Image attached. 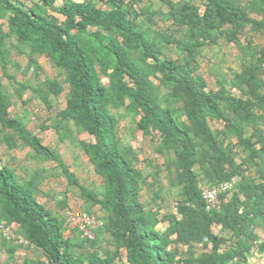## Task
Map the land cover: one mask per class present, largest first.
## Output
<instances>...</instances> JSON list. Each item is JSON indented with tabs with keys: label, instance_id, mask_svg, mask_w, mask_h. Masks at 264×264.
<instances>
[{
	"label": "trees",
	"instance_id": "1",
	"mask_svg": "<svg viewBox=\"0 0 264 264\" xmlns=\"http://www.w3.org/2000/svg\"><path fill=\"white\" fill-rule=\"evenodd\" d=\"M40 1L65 17V22L59 24L12 0H0V20L5 14H12L10 31L22 43L33 46L32 63L36 54H46L66 73L70 92L68 107L60 118L73 120L82 132L94 136L96 142L85 146L84 151L96 174L103 178V191L95 195L82 188L39 138L7 118L10 103L1 76L0 124L19 131L38 155L59 162L70 184L108 211L109 233L116 249L103 250L100 255L90 251V247L74 245L64 237L59 220L33 196L31 188L36 184H19L7 167H0V223L18 225L24 234L18 230L17 235L41 251L47 264H113L122 248L128 264H182L177 259L179 252L171 247L193 240L211 244L212 249L184 264H247L259 238L257 228L264 222V92L260 90V72L264 68L259 66L264 63V48L247 42L252 63L243 65L234 79L239 97L229 93L224 84L219 91H207L205 80L193 74V65L199 48L221 38L240 44L238 35L264 36V0H249L246 4L241 0H203L204 10L186 0L171 3L166 14H162L169 21L168 32L154 33L163 42L148 35L136 21L139 11L135 5L140 0H109L111 10L88 2L57 9V0ZM153 18L148 16L151 23ZM89 27L96 31H89ZM3 39L0 36L2 72L11 79L8 58L1 48ZM163 43L174 46L182 57L166 55ZM19 52L23 53V49ZM98 69L111 71L109 86L102 83ZM155 75L160 76L159 85L151 79ZM126 78L132 86L124 83ZM53 84L45 82L48 87ZM54 86L51 90L58 95L61 87L56 83ZM162 88L168 90L167 95L161 94ZM126 99L141 115L138 129L145 135L154 129L163 138V150L174 153L178 182L184 187L186 201L178 206L181 219L162 218L169 222L164 233L156 229L162 220L141 212L139 173L116 138L117 120L109 107H117ZM178 105L190 124L186 129L177 122ZM214 120L223 122L221 129H212ZM238 150L245 155L241 163L236 161ZM248 164L257 167L258 179L240 183L237 191L222 201L219 211L208 210L197 183L196 166L217 184L234 177L245 179L242 171ZM213 225L232 233L231 249L220 252L230 238L215 235ZM172 237H176L175 242ZM85 239L90 246L92 239ZM260 252H264V245Z\"/></svg>",
	"mask_w": 264,
	"mask_h": 264
},
{
	"label": "rangeland",
	"instance_id": "2",
	"mask_svg": "<svg viewBox=\"0 0 264 264\" xmlns=\"http://www.w3.org/2000/svg\"><path fill=\"white\" fill-rule=\"evenodd\" d=\"M26 9L36 11L45 18H54L59 24L65 22V17L53 12L40 0H12ZM193 4L201 5L203 0H186ZM246 4L249 0H241ZM92 3L102 10H111L113 7L109 0H57L54 7L63 8L67 4ZM126 2V1H125ZM182 3L181 0H140L135 5V10L139 11L136 17L140 28L148 35L154 36L155 32L167 31L169 21L162 14H166L170 4ZM148 16H152L154 23H151ZM12 14L7 13L0 20V36L4 37L1 46L8 58V79L3 75L0 57V76L6 92L10 107L7 112L9 120H16L25 129L39 138L43 146L49 148L54 156L62 162L64 167L75 176L78 184L86 191L99 195L104 189L103 178L96 174L90 157L86 155L84 148L88 144H94L95 138L88 132H82L73 120H61L60 114L67 109L70 87L67 83V75L58 69L51 58L46 54H36L35 62L30 61L32 45L22 43V40L14 32L10 31L9 18ZM89 31L95 32L92 27ZM249 29L246 31L248 32ZM168 32V31H167ZM76 34V31L72 32ZM238 35L240 44L229 43L226 38H221L217 43H209L199 48L195 53L193 74L201 76L206 84L207 91H219L221 85L227 88L233 96H241L238 89L234 86L236 74L241 73L243 65L251 64L252 59L247 54L246 44L251 41L254 46L264 48V36ZM155 37V36H154ZM158 40L163 39L156 36ZM250 39V40H249ZM165 54L179 59L182 57L180 51L175 50L174 46L165 43ZM23 49V53L19 49ZM263 66L264 63L259 64ZM101 81L105 86H109L111 71L98 69ZM263 85L260 90L264 92V71L260 72ZM151 79L157 85L160 83V76H152ZM53 82V86H46L45 82ZM55 83L61 87L58 95H55L51 88H55ZM124 83L131 85L129 78ZM162 95H167L168 90L162 88ZM111 114L117 120L116 138L121 149L134 163L139 173L138 188L139 201L142 206L141 212L150 214L152 217L162 220V218L176 217L181 219L178 213V206L186 201L184 187L178 182V168L175 163L173 152L163 150V138L154 129L145 135L137 127L141 115L135 113L131 107V101L125 100L117 107H109ZM180 105L176 106L177 122L189 127L187 116L181 115ZM222 121H211L212 129H221ZM236 161L241 163L245 155L238 150ZM0 167L11 169L17 181L21 185L29 182L36 184L31 188L35 199L42 204L46 210L62 224V232L65 238L71 240L74 245L90 247V251H97L103 255L102 251H114L116 244L109 233L108 211L99 205H95L88 200L80 189L70 184L64 168L56 160L47 159L45 156L38 155L33 149L30 141L22 139L19 131L12 127L3 128L0 124ZM207 167V166H205ZM197 183L201 191H204L216 182L211 181L210 176L200 166H196ZM244 178L239 177L240 183L245 180H257L259 177L258 169L255 165L248 164L243 167ZM243 180V181H242ZM247 183V182H245ZM220 196V206L222 201H226L236 191ZM87 213L96 220H99L102 227L92 229L94 236L91 242L96 243L93 247L87 241L76 226L75 220L68 218V212ZM72 220V222H71ZM4 222H1L3 224ZM169 227L168 221L160 222L156 229L159 233H164ZM138 229V227H135ZM17 235L18 225H11ZM212 231L215 235H222L230 240L222 246L220 252L231 249L234 238L231 232H225L221 226L213 225ZM258 240L253 249V256L249 258L247 264H264V252L260 248L264 245V222L257 228ZM174 242L176 237H172ZM179 252L178 260L185 262L193 258H198L202 253H208L212 245L207 246L193 240L191 243L174 244L171 247ZM79 253L80 250L76 249ZM105 257H107L105 255ZM182 262V264H184ZM0 264H47L46 258L32 244L25 245L18 243L14 238L8 239L0 231ZM113 264H128L126 251L120 250L119 257Z\"/></svg>",
	"mask_w": 264,
	"mask_h": 264
},
{
	"label": "built area",
	"instance_id": "3",
	"mask_svg": "<svg viewBox=\"0 0 264 264\" xmlns=\"http://www.w3.org/2000/svg\"><path fill=\"white\" fill-rule=\"evenodd\" d=\"M238 183H239V178L234 177L228 181L218 182L217 184L211 186L210 188L202 191L201 192L202 199L205 202L208 210L219 211L221 207L219 202L220 196L226 195L234 191ZM73 213L74 212L69 211L67 215L68 218L77 221L76 226L79 228V231L81 232V234H83L84 238L92 239L94 236L92 229H95L97 227H102L101 222L99 220H96L87 213H76V214ZM10 227L11 226H6L5 223L3 224L0 223L1 233L8 239L14 238L18 241V243L29 245V242L25 240L22 236L15 235L13 230H10Z\"/></svg>",
	"mask_w": 264,
	"mask_h": 264
},
{
	"label": "crops",
	"instance_id": "4",
	"mask_svg": "<svg viewBox=\"0 0 264 264\" xmlns=\"http://www.w3.org/2000/svg\"><path fill=\"white\" fill-rule=\"evenodd\" d=\"M72 211V210H71Z\"/></svg>",
	"mask_w": 264,
	"mask_h": 264
}]
</instances>
